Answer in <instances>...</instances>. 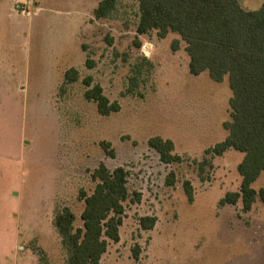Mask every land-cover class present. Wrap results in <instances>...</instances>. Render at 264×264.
Wrapping results in <instances>:
<instances>
[{
  "label": "rangeland",
  "instance_id": "1",
  "mask_svg": "<svg viewBox=\"0 0 264 264\" xmlns=\"http://www.w3.org/2000/svg\"><path fill=\"white\" fill-rule=\"evenodd\" d=\"M28 1L0 0V264H67L56 210L70 207L83 227L81 192L94 191L102 162L124 167L131 199L141 195L124 203L120 241H109L102 264H264V204L220 205L241 188L244 153H205L228 135V78L191 74L177 33L139 34L140 0H117L104 19L95 17L102 0ZM71 68L80 80L66 83ZM88 76L119 112L104 116L85 98ZM154 136L172 139L182 161L162 162L148 144ZM263 185L264 172L253 186ZM144 217L156 218L152 229Z\"/></svg>",
  "mask_w": 264,
  "mask_h": 264
},
{
  "label": "trees",
  "instance_id": "2",
  "mask_svg": "<svg viewBox=\"0 0 264 264\" xmlns=\"http://www.w3.org/2000/svg\"><path fill=\"white\" fill-rule=\"evenodd\" d=\"M117 0H102L95 10L97 19L109 17L116 9ZM156 30L160 38L177 33L185 43L193 75L208 72L216 82L229 80L233 95L230 99L231 119L224 123L228 135L225 140L206 150V155L220 156L234 149L244 153L238 166L242 177L239 191L228 192L220 205H236L249 211L259 199L264 204V185L255 189L253 184L264 172V5L246 9L240 0H140L139 34ZM112 42V40H110ZM180 40L173 42L174 50ZM138 45H142L138 43ZM88 66L94 64L90 59ZM80 80V72L71 68L65 73V82ZM87 86L84 96L98 106L104 116L119 112L121 105L111 101L92 76L83 79ZM148 144L156 150L162 162L182 161L175 153L172 139L154 136ZM110 157L115 150L110 142H102ZM208 161L204 159V164ZM174 173L169 185L174 184ZM129 172L122 166L111 170L101 163L92 173L96 187L91 194L81 192L85 208L81 214L83 227L76 228V215L70 207L56 210L54 225L67 251V264H102L109 241H120V228L126 213L125 202H139L141 195L131 199L128 187ZM185 191L194 201V188L186 181ZM144 229H152L155 217L141 219Z\"/></svg>",
  "mask_w": 264,
  "mask_h": 264
},
{
  "label": "water",
  "instance_id": "3",
  "mask_svg": "<svg viewBox=\"0 0 264 264\" xmlns=\"http://www.w3.org/2000/svg\"><path fill=\"white\" fill-rule=\"evenodd\" d=\"M19 1H22L24 3H30V1H28V0H19Z\"/></svg>",
  "mask_w": 264,
  "mask_h": 264
}]
</instances>
